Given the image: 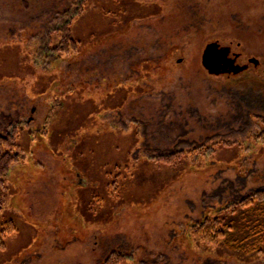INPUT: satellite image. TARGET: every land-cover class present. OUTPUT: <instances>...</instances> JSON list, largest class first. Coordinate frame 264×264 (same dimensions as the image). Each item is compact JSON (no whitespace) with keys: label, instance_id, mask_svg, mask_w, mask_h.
<instances>
[{"label":"rangeland","instance_id":"rangeland-1","mask_svg":"<svg viewBox=\"0 0 264 264\" xmlns=\"http://www.w3.org/2000/svg\"><path fill=\"white\" fill-rule=\"evenodd\" d=\"M75 2L0 0V46L38 42L35 64L51 77L50 97L35 101L20 81L0 85V135L31 120L73 130L63 143L25 142L0 181V231L18 229L0 264H104L112 253L124 264H264V252H207L191 230L208 215L233 222L244 247L264 238V194L234 205L264 191V0H90L75 27L87 51L46 57L47 31ZM213 43L245 70L210 75L202 58ZM15 52L0 53V75L24 67ZM55 95L70 97L51 112ZM93 100L115 110L89 119ZM196 148L206 155L156 163ZM113 168L122 189L111 200Z\"/></svg>","mask_w":264,"mask_h":264},{"label":"trees","instance_id":"trees-1","mask_svg":"<svg viewBox=\"0 0 264 264\" xmlns=\"http://www.w3.org/2000/svg\"><path fill=\"white\" fill-rule=\"evenodd\" d=\"M90 6V0H76L73 6L70 5L67 10L58 15V23H56L54 27H51L47 31L45 35L47 43L40 49L41 51H44V53H46V57H48V55H51L57 58L59 61H70L76 57H80L82 54H84L85 51H87V49L89 48L88 44L80 37H78V35L75 33V27L79 18L86 16V13L89 11ZM105 15H108V13H105ZM26 41L27 40H22L18 44H4L0 46V53H4L7 49H11L14 52L16 51V55L18 54L19 56L24 57V62L22 63V66L24 67L18 72H13L11 75H0V85L20 81V85L24 87L25 95L30 100L35 101L40 97H50L51 87L47 83L49 77L45 73V71L41 72V69L38 68V66L35 64V60L37 58V52L35 48L39 46V43L36 41L33 42L31 47L27 50L28 43ZM224 49L230 50L229 48ZM47 69H49V67H47ZM242 70L245 69L238 68L237 71H231L227 73L238 74ZM29 78L32 79V82L28 81ZM81 92L84 91L81 90ZM68 97H70V95H68ZM68 97H64V95H55L54 99L52 98L50 100L52 106L51 112L54 111L53 107L55 105H53V103L56 102V99L60 98L62 102H65ZM91 103L92 111H86V113L90 117L89 119H93L94 121L96 120V117H99L100 119L101 116H105L109 112L115 110V107L107 108L106 105L103 106L104 102L101 105H98L93 100L91 101ZM56 118V116L53 117V119ZM89 119H87V121ZM260 123L264 126V119H260ZM10 124L11 125L8 126L4 134L0 135L1 183H4L12 168L21 162V153L23 151L22 149H24L25 142L27 144L40 142L37 137L38 135L42 136V141L50 137L53 140V135L55 136L57 134L58 141L63 143L73 132V130L64 132L58 129H54L53 131H51V122L47 123V127H42V131L38 128L32 127V120L26 123L10 122ZM57 145L60 144L58 143ZM137 148L141 149V145ZM202 151L203 153H205L204 155H206L207 148H196L188 151H181L178 153H170L155 160L156 163L160 164L161 167L166 166L169 168H173L184 158L197 157L201 154ZM114 170L115 168H113V170H110V172L107 174L109 177L105 178L108 182L110 180V182L106 183L105 186L108 189V196L111 200L118 196V192H120V190L122 189L120 188L121 183L117 181L119 177L121 180V174H118V171L115 174ZM112 176L113 180L110 179ZM261 194H264V191H260L256 195L244 199V201L234 203V205L240 204L243 207H248L254 203L256 196L258 197ZM4 198L5 192L0 187V214L4 210L5 206ZM230 229H233V222L224 223L219 218L212 219V217L208 215L206 216L205 220L191 227L194 240L197 241L198 245H200L201 248L207 250V252L212 253L215 251L227 250L233 253H239L242 251L247 253L248 255L264 252V238L262 240L256 241L252 246L244 247L243 242H239L238 240L230 237ZM17 231L18 229L14 222L10 221L4 224L3 229L0 231V249L5 246L6 238L13 235ZM124 262L125 256L123 254L112 253L107 258L104 264H124Z\"/></svg>","mask_w":264,"mask_h":264},{"label":"water","instance_id":"water-1","mask_svg":"<svg viewBox=\"0 0 264 264\" xmlns=\"http://www.w3.org/2000/svg\"><path fill=\"white\" fill-rule=\"evenodd\" d=\"M202 64L209 74L220 75L233 71L235 60L230 58V50L209 44L204 51Z\"/></svg>","mask_w":264,"mask_h":264},{"label":"flooded vegetation","instance_id":"flooded-vegetation-1","mask_svg":"<svg viewBox=\"0 0 264 264\" xmlns=\"http://www.w3.org/2000/svg\"><path fill=\"white\" fill-rule=\"evenodd\" d=\"M230 58H231L232 60H235V67H234L233 71H237L239 67L236 65V64H237L236 59L231 57V52H230Z\"/></svg>","mask_w":264,"mask_h":264}]
</instances>
